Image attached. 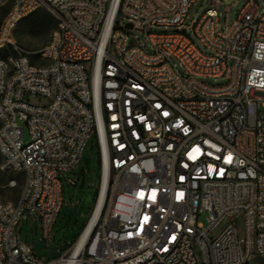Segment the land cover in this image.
Masks as SVG:
<instances>
[{
  "label": "built area",
  "instance_id": "built-area-1",
  "mask_svg": "<svg viewBox=\"0 0 264 264\" xmlns=\"http://www.w3.org/2000/svg\"><path fill=\"white\" fill-rule=\"evenodd\" d=\"M197 1L0 0V171L24 179L16 201L0 194V264H25V219L52 239L92 139L98 202L47 264L264 261V0L225 27L217 0L189 25ZM39 10L57 26L28 50L15 30Z\"/></svg>",
  "mask_w": 264,
  "mask_h": 264
},
{
  "label": "rangeland",
  "instance_id": "rangeland-1",
  "mask_svg": "<svg viewBox=\"0 0 264 264\" xmlns=\"http://www.w3.org/2000/svg\"><path fill=\"white\" fill-rule=\"evenodd\" d=\"M213 1L215 0L197 1L190 9L188 15L189 25L200 20L211 8ZM217 1H219L217 9L221 14V27H225L226 24H232L242 7L243 0ZM2 19L3 16H0V25ZM24 24V22H20L17 25L14 37L20 46L28 50H38L44 47L50 41L52 33L55 30V27L51 25L40 35H31L23 32ZM156 31L158 33L170 34L175 29L163 27L158 28ZM133 34L140 41L145 42L144 36L140 32L135 31ZM208 82L218 84L214 80H208ZM17 122L21 127H25L24 142H29L30 136L24 122L20 120ZM9 180V175L0 174V194L6 200L16 201L21 195L24 179L22 176H19L18 186L13 189L7 186ZM101 182L102 173L97 147L92 139L82 156L78 168L65 181L64 206L52 239L45 240L41 237L38 223L34 221L27 222L28 219L24 220V227L21 230V241L22 244L26 245L27 250L34 253V264L51 263L72 250L95 210ZM207 217V214L200 216V222L205 226L208 225ZM252 264H264V261L256 259Z\"/></svg>",
  "mask_w": 264,
  "mask_h": 264
},
{
  "label": "trees",
  "instance_id": "trees-1",
  "mask_svg": "<svg viewBox=\"0 0 264 264\" xmlns=\"http://www.w3.org/2000/svg\"><path fill=\"white\" fill-rule=\"evenodd\" d=\"M21 22L25 23L23 32L31 35H40L47 27L52 25L56 28L57 26V20L47 10L36 11L24 18ZM1 160L0 155V164ZM0 174H2L1 171Z\"/></svg>",
  "mask_w": 264,
  "mask_h": 264
},
{
  "label": "bare ground",
  "instance_id": "bare-ground-1",
  "mask_svg": "<svg viewBox=\"0 0 264 264\" xmlns=\"http://www.w3.org/2000/svg\"><path fill=\"white\" fill-rule=\"evenodd\" d=\"M101 206H102V200L100 201V203H99V205H98V207H97V210H96L95 216H94V218H93V220H92V223H91V225H90V227H89L88 230H90V228H91V226H92L94 220L96 219V217H97V215H98V213H99V211H100V209H101ZM87 232H88V231H87ZM17 251H18V254H19L20 259H21L25 264H34V259H35V257H34V253H33V252H30L29 250H27L26 245L21 244V245L18 247Z\"/></svg>",
  "mask_w": 264,
  "mask_h": 264
},
{
  "label": "water",
  "instance_id": "water-1",
  "mask_svg": "<svg viewBox=\"0 0 264 264\" xmlns=\"http://www.w3.org/2000/svg\"><path fill=\"white\" fill-rule=\"evenodd\" d=\"M131 27V26H130Z\"/></svg>",
  "mask_w": 264,
  "mask_h": 264
}]
</instances>
